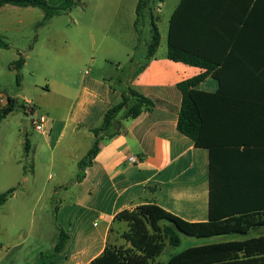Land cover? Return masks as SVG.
Instances as JSON below:
<instances>
[{
	"label": "crops",
	"instance_id": "0c3cea01",
	"mask_svg": "<svg viewBox=\"0 0 264 264\" xmlns=\"http://www.w3.org/2000/svg\"><path fill=\"white\" fill-rule=\"evenodd\" d=\"M138 2L139 0H135L133 9L130 5L128 11L129 23L133 29L131 31H136ZM181 2L182 0H151L149 4L152 14L155 8H158L160 15L164 14L165 9L169 10L166 17L164 16L168 23L167 50L171 19ZM7 7L24 8L6 5L0 9ZM252 7L251 0H207L204 12L205 29L212 34L220 33L221 36L208 39L206 46L219 50L227 48L228 55L232 49L240 50L244 47L247 41H238L235 34L244 30V23L251 15ZM252 15L255 20L253 19L246 31L253 33L259 28L260 14ZM193 18L195 25L188 23V26L197 30L201 23L197 20V14L193 13ZM157 27L161 43L163 35L159 25ZM0 36L4 39L6 37L3 33ZM249 45L250 42L247 46ZM167 54L168 51L164 57L154 56L150 60L147 57L145 60L136 59L129 55L125 66L120 64L117 69L123 72V76L116 78L115 86L111 85L113 77H102L103 81L88 80L79 89L76 102L70 107L59 130L55 122L49 127L51 135L58 130L57 142L68 136L72 145L76 146V149L67 154L76 166L74 179L63 183L64 190L72 192L75 198L71 203V209H75V213L68 223L70 233L65 231L63 223L58 222V234L49 236L52 247L45 249L47 252L52 251L60 233L64 231L69 235L64 251L49 257L52 259L49 263L40 259L32 264H91L104 252L108 244L117 248L129 247L130 244L122 238V230H127L128 224L116 222L115 217L123 211H132L143 205H158L190 223L209 221V151L197 148L190 138L178 130L179 111L183 102L178 85L203 74L206 70L172 61L168 59ZM255 63L252 58H243L240 53H236V57L231 60L233 65L229 71L230 78L239 79L242 77V66H254ZM86 75H90V72L86 71ZM200 89L215 92L218 83L210 75L201 84ZM130 90L151 99L154 107L143 110L136 118H126V109H123L114 119L112 128L99 135L100 152L83 171V178L78 179V164L96 141L92 129L102 125L106 112L118 105L123 94H129ZM14 99L19 102L28 101ZM81 150L77 157L76 152ZM96 220L99 221L98 224ZM86 225L93 227V230L87 231ZM41 230L39 225L31 234L47 239V236H42ZM251 233H254L252 237L264 235V227L256 228ZM248 236L218 237H225L226 240L222 242H227L251 238ZM216 243L221 242L191 247ZM174 249L167 247L166 251L169 250L170 254L166 260H162L163 254L157 261L167 262L169 256L175 254ZM43 250V246L38 247L39 258H43V253H47ZM9 257L8 254L5 255V259ZM14 264H18V261Z\"/></svg>",
	"mask_w": 264,
	"mask_h": 264
},
{
	"label": "trees",
	"instance_id": "16d2710c",
	"mask_svg": "<svg viewBox=\"0 0 264 264\" xmlns=\"http://www.w3.org/2000/svg\"><path fill=\"white\" fill-rule=\"evenodd\" d=\"M79 1L65 0L64 6L52 9L45 0H0V7L39 8L45 13V21H48L62 12H68ZM150 1L139 0L136 27L144 12H149L153 18ZM251 1L253 7L244 23V30L235 34L238 41L247 43L240 50L232 49L229 55L227 48L219 50L206 46L208 39L221 36L205 29L207 0H182L171 19L168 59L206 70L178 85L183 95L178 130L197 148L209 151V221L190 223L155 204L123 211L115 217V221L128 224L129 229L122 238L130 246L117 248L108 244L91 264H264V235L190 247L181 253L171 254L167 262L157 261L167 247L181 245V234L197 238L246 237L256 228L264 227V0ZM193 13L197 14L201 23L197 30L188 26V23L195 25ZM257 13L260 14L258 30L253 33L246 31L255 20L252 14ZM160 41V32L153 20L148 60L155 56ZM0 47H9L1 36ZM236 53L256 62L254 66H242V77L239 79L229 75L233 65L231 60ZM24 64L25 59L20 57L15 68L20 70ZM210 75L218 83L215 92L200 89ZM20 79L18 74V83ZM23 107L24 102L10 98L7 109L0 112V122L16 108L23 110ZM153 107L151 99L132 90L123 94L122 101L106 112L102 125L92 129L96 141L78 164V179L83 178V171L100 152L99 135L112 128L114 119L123 109H126V118H136L143 110ZM12 194L13 190H10L0 195V204H5ZM68 240L69 235L62 231L54 249L43 253V257L62 253Z\"/></svg>",
	"mask_w": 264,
	"mask_h": 264
},
{
	"label": "rangeland",
	"instance_id": "374dc122",
	"mask_svg": "<svg viewBox=\"0 0 264 264\" xmlns=\"http://www.w3.org/2000/svg\"><path fill=\"white\" fill-rule=\"evenodd\" d=\"M45 1L57 9L64 6L65 0ZM134 3L135 0H80L68 12L48 21L39 8L0 9V34L6 35L4 40L9 44L8 48L0 47V93L30 101L49 120L46 136L34 129L21 108L0 122V195L13 190L8 201L0 204V264H32L40 259L49 263L51 258H39L38 247L43 246L44 252L52 247L49 236L58 234V222L70 233L68 223L75 213L71 209L75 198L64 190L63 183L74 179L76 166L67 154L76 146L68 136L59 142L56 138L79 89L90 79L103 81L102 77H113L111 85L115 86L116 78L123 76L117 69L120 64L125 66L129 55L145 60L153 20L163 35L155 56L166 55L168 23L164 16L168 8L161 15L155 8L153 18L144 12L136 31H131L128 11ZM20 57L25 64L17 70ZM54 122L59 127L51 135L49 127ZM39 225L47 239L31 234ZM90 229L93 227L86 225V230ZM181 236L182 243L175 253L226 240L218 236ZM169 254L167 250L162 260Z\"/></svg>",
	"mask_w": 264,
	"mask_h": 264
},
{
	"label": "built area",
	"instance_id": "2783aa9c",
	"mask_svg": "<svg viewBox=\"0 0 264 264\" xmlns=\"http://www.w3.org/2000/svg\"><path fill=\"white\" fill-rule=\"evenodd\" d=\"M9 100L10 97L0 93V112H3L7 109L9 106ZM23 112L26 117H29V121L37 132L43 135L48 133L47 124L49 120L45 115L40 114L39 108L37 106L29 101H26L24 102ZM131 160L134 159L131 158Z\"/></svg>",
	"mask_w": 264,
	"mask_h": 264
}]
</instances>
